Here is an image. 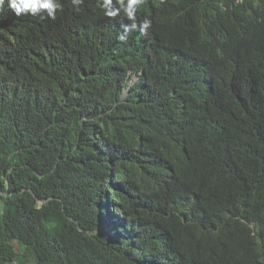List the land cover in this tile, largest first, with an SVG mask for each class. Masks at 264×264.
Instances as JSON below:
<instances>
[{"label": "trees", "instance_id": "16d2710c", "mask_svg": "<svg viewBox=\"0 0 264 264\" xmlns=\"http://www.w3.org/2000/svg\"><path fill=\"white\" fill-rule=\"evenodd\" d=\"M119 20L0 12V264H264V0Z\"/></svg>", "mask_w": 264, "mask_h": 264}, {"label": "clouds", "instance_id": "9594fccd", "mask_svg": "<svg viewBox=\"0 0 264 264\" xmlns=\"http://www.w3.org/2000/svg\"><path fill=\"white\" fill-rule=\"evenodd\" d=\"M170 2L171 0H0V12H11L17 17H22L23 15L39 16L40 21H43L46 19L55 20L58 13H63L66 17H70L74 14L83 15L92 7H101L106 16H118L120 18L118 22L124 32L118 36V39L123 41L130 29H137L142 38H146L149 35V28L151 27L150 19L157 16ZM130 20L142 22L136 28L135 23L130 26ZM109 24L113 27L118 23L110 22ZM7 45L5 46L0 42V51L4 50L6 52ZM139 73L130 71L132 78L128 82V87L122 92L121 99L128 95L127 89L139 78ZM103 181H105L106 185L108 184L107 182L111 185L116 184V179L112 176L106 175ZM100 199L101 207L104 210L103 214L96 219V224L100 228L98 230L109 232L105 226L112 229L115 226V222L119 220V226L111 233L114 235L116 231L120 232V228L125 227L124 220L117 214L113 215V208L110 206L111 202L106 196H101Z\"/></svg>", "mask_w": 264, "mask_h": 264}, {"label": "rangeland", "instance_id": "374dc122", "mask_svg": "<svg viewBox=\"0 0 264 264\" xmlns=\"http://www.w3.org/2000/svg\"><path fill=\"white\" fill-rule=\"evenodd\" d=\"M119 224H120V221L117 220V221L115 222V226H114L112 229H111V228H108L107 226H105V228H107L106 230H108L110 233H112L113 230H114L116 227L119 226ZM115 230H116V229H115ZM98 232H101V231L98 230Z\"/></svg>", "mask_w": 264, "mask_h": 264}, {"label": "bare ground", "instance_id": "6f19581e", "mask_svg": "<svg viewBox=\"0 0 264 264\" xmlns=\"http://www.w3.org/2000/svg\"><path fill=\"white\" fill-rule=\"evenodd\" d=\"M94 9V8H93ZM93 11V10H92Z\"/></svg>", "mask_w": 264, "mask_h": 264}]
</instances>
